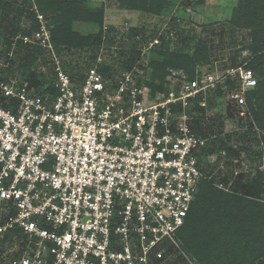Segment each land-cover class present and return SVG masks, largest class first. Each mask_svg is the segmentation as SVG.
<instances>
[{
  "label": "built area",
  "instance_id": "obj_1",
  "mask_svg": "<svg viewBox=\"0 0 264 264\" xmlns=\"http://www.w3.org/2000/svg\"><path fill=\"white\" fill-rule=\"evenodd\" d=\"M37 19L38 31L22 40L56 58ZM158 45L160 33L150 42ZM105 49L114 50L103 43L76 79L55 62L51 91L4 77L0 64V243L10 264H156L176 257L195 264L173 237L200 182L212 179L201 160L213 156L214 137L194 131V101L205 119L213 96L215 107L234 108L242 119L256 79L245 64L229 65L160 91L135 64L117 68ZM224 155L218 150L214 161ZM13 233L19 236L10 245Z\"/></svg>",
  "mask_w": 264,
  "mask_h": 264
},
{
  "label": "trees",
  "instance_id": "obj_2",
  "mask_svg": "<svg viewBox=\"0 0 264 264\" xmlns=\"http://www.w3.org/2000/svg\"><path fill=\"white\" fill-rule=\"evenodd\" d=\"M35 2L39 11H35L33 0H0V22L3 20L7 24L4 31H0V64H2L1 71L4 77L17 78L19 76L20 82L28 88L40 89L46 86L42 83H34L37 77L45 75L42 73L39 76L36 75V70L33 68L37 62L46 63V50L31 43H24L22 40L24 37H33L40 28L41 24L37 15L42 16L43 24L46 27L48 16L55 23L54 29L47 28L53 46L59 44V46L66 45L75 48L87 47L89 50L95 47L99 48L103 43L108 47L113 46L115 38L112 36L113 28L105 27L104 34L100 32L86 38L77 39L73 35L70 37L66 35L72 21L94 22L101 28L104 19L102 6L99 9H93L90 6L86 7L81 0H35ZM166 2L167 0H119V6L131 10L145 9L159 14ZM187 6H192V3L185 1L184 7ZM24 14L30 20L29 28L20 25V17ZM230 19V25L233 28L249 31L250 44L247 49L253 57L248 63H245L234 54L222 69L229 65L245 64V68L253 73L256 86L246 94V108L247 106L251 107L253 100L257 103L263 102L260 111L254 113L251 111V114L259 124V128L264 130V54H260L264 50V0H238ZM172 25L174 24L172 23ZM182 33V31H179L178 34L174 32L172 36H169L175 41L177 40L172 51L166 49L167 46L160 36V45H158L159 50L157 51L158 60L151 63L153 69L158 71L151 76L150 80L153 78L162 80L167 75L168 69L183 70L187 74V80L190 81L196 77L193 73L194 66L197 62L206 60V47L199 42L194 54L188 55L185 53V46L189 39L182 37ZM127 35L135 42L129 54L122 61V67L126 70L131 69L140 60L137 44L141 41L139 30L136 28L129 29ZM152 39L150 35L148 43ZM96 54L97 52L91 57L89 65L77 67L78 76L83 75L90 68ZM50 70L54 75V66ZM107 70L105 71L108 72ZM51 83L52 78L47 83L48 91L52 89ZM219 92L217 93L220 96ZM215 98L216 96L208 98L209 109L215 107ZM224 110L229 114L227 120H232L231 114L235 109L224 107ZM204 114V109L198 106V101H194L195 122L193 128L201 136H204L206 131L211 128L210 125L204 128L201 124L200 119L204 118ZM223 125L225 126L226 122ZM247 133L243 134L245 140L248 138ZM229 140L230 136H227V141ZM258 140L255 136L254 142L258 143ZM213 142L216 146L208 150L209 154L216 150L225 151V155L219 156L217 159L218 162L224 161L225 164L217 182L223 184L226 190L214 188L212 180L200 182L185 223L177 231L181 250L189 254L188 256L193 259L195 264H264L262 261L264 259V204L258 202L262 188H264L262 176L258 172L253 178L243 174L235 175L231 161L233 158H238L239 153L235 148L228 147V142L226 144L222 138H216ZM262 143L264 145V137ZM258 155L264 159V147L263 152ZM228 188L231 189V192H226ZM14 235L19 236L16 233L6 236V242L10 245ZM0 244L2 246L0 247V264H10L6 260L7 256L3 255L5 240ZM156 264H184V262L180 257H176L172 261H157Z\"/></svg>",
  "mask_w": 264,
  "mask_h": 264
},
{
  "label": "rangeland",
  "instance_id": "obj_3",
  "mask_svg": "<svg viewBox=\"0 0 264 264\" xmlns=\"http://www.w3.org/2000/svg\"><path fill=\"white\" fill-rule=\"evenodd\" d=\"M33 1L35 11H39L35 0ZM81 1L84 2L86 7L90 6L93 9H99L102 6L104 8L102 27L100 28V26L94 22L81 23L80 21H72L66 31V35L68 37L73 35V37L77 39L86 38L100 32L104 34L105 27L107 29L113 28L114 33L112 36L115 37L113 43L114 50L105 49V51L106 53H113L111 61L117 68H123V58L129 54L135 42L128 37L127 32L131 28L138 29L139 37L141 38V41L137 44V49L140 53V62H138V64L136 62L135 65L145 70L141 79L147 80L146 84L148 87L150 88L152 86L151 88L155 90L164 91L172 87V85H175L182 77L186 80L188 77L183 70L168 69L167 75L164 76L162 80L158 78L150 80L151 76L158 71L153 69L151 63L158 60L157 51L159 50L158 46H150V42L148 43L150 35L154 38L160 33L163 42L167 46L166 49L172 51L177 40L175 41L174 38L172 39L169 37L168 33L172 31L178 34L179 31H182V37H187L189 39L188 44L185 46V53L190 56L194 54L199 42L206 47V60L199 61L195 64L193 70L194 76L209 71L210 68L212 71L218 73L225 63H229L230 58L234 56V54L239 60L245 63H248L253 57L247 49V46L250 44L249 31L236 29L230 25L231 14L237 6L238 0H167L166 5L163 6L159 14L152 13L145 9L131 10L121 8L119 6V0H108L106 3L100 0ZM185 1L191 2L192 6L184 7ZM46 21L49 30L55 28V23L49 16ZM172 23L174 25H172ZM20 25L26 28L30 26V20L27 19L25 14L20 17ZM6 26L7 24L2 20L0 22V31H4V27ZM52 47L55 50L56 58L48 54L47 51L45 52L46 63L42 64L40 61L33 67L34 70H36V75L39 76L40 73H42L45 76L37 77L34 83L47 85L53 76L50 68L53 66L55 67V62L59 63L60 68L65 71L71 79L79 78L82 75H77V67L89 65L91 57L100 50V47L89 50L87 47L75 48L67 47L66 45L59 46V44L55 46L52 45ZM260 54H264V50ZM17 79L20 80V77L17 76ZM225 102L226 99L223 97L219 103L224 104ZM261 105H263V102L257 103L253 100L251 107L248 108L247 106V108H245L247 114L244 118H237L235 115L237 110H235L234 113H232L233 115L231 114L232 120H227L229 114L224 112V108L221 109L219 106H216L212 108V111L210 110L208 112L207 119L202 117L200 120L204 128L209 125L211 126L209 131H206L205 136L214 137L213 141L216 138H222L226 141V144L228 142V147L235 148L239 153V157L233 158L231 161L232 167L235 170V175L243 174L247 175L246 177L253 178L258 172L262 176V181H264V159L260 158L258 155V153L263 152L264 145L262 139L264 137V130L259 128V124L251 114V111L253 113L255 111L259 112ZM220 106L224 107L223 105ZM225 122L226 125L224 126L223 124H225ZM246 124L248 128H245ZM256 128L257 131L255 132ZM253 132H255L254 135ZM245 133L248 134L247 140L243 138V134ZM227 136H230L229 141H227ZM255 136L259 139L258 143L254 142ZM213 141L211 142V147L216 146ZM213 149L215 150V148ZM216 154H218V150L211 153V155H213L212 157L204 155L201 162L203 170L205 171V176H211L214 188L218 189L217 178L225 164L224 161H214ZM203 180L209 181L208 178ZM226 192H231V189L228 188ZM258 202L264 204V188H262V194ZM173 237L179 240L177 232L173 234ZM165 249L167 253H172L174 250L170 245H166ZM8 255L6 256L8 257ZM262 261H264V259Z\"/></svg>",
  "mask_w": 264,
  "mask_h": 264
},
{
  "label": "crops",
  "instance_id": "obj_4",
  "mask_svg": "<svg viewBox=\"0 0 264 264\" xmlns=\"http://www.w3.org/2000/svg\"><path fill=\"white\" fill-rule=\"evenodd\" d=\"M106 10V9H105ZM106 12H108V11H106Z\"/></svg>",
  "mask_w": 264,
  "mask_h": 264
}]
</instances>
